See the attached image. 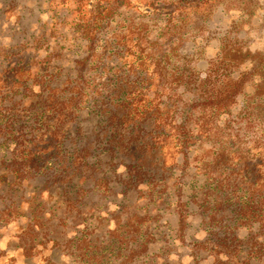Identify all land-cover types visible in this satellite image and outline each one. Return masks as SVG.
Returning a JSON list of instances; mask_svg holds the SVG:
<instances>
[{"label": "rangeland", "instance_id": "1", "mask_svg": "<svg viewBox=\"0 0 264 264\" xmlns=\"http://www.w3.org/2000/svg\"><path fill=\"white\" fill-rule=\"evenodd\" d=\"M72 3L0 0V49L16 53H0V264H264L259 217L237 222L243 206L231 202L236 188L264 193V97H253L251 81L221 113L192 110L187 162L168 140L161 150L111 151L101 104L122 88L148 92L150 112L172 110L165 128L180 125L199 94L249 70L231 62L235 50L264 53V0H222L176 29L132 0L94 44L71 27ZM73 86L76 106L59 109ZM87 144V168L58 182L59 162ZM130 156L143 161L144 181H134ZM251 247L261 252L250 256Z\"/></svg>", "mask_w": 264, "mask_h": 264}, {"label": "trees", "instance_id": "2", "mask_svg": "<svg viewBox=\"0 0 264 264\" xmlns=\"http://www.w3.org/2000/svg\"><path fill=\"white\" fill-rule=\"evenodd\" d=\"M221 1L222 0H162L161 2H158L157 0H136L137 8L135 9L140 15H146L148 17L157 16L162 12L166 18V24L175 22L173 27L177 28L176 23L181 24V22L189 21V17L191 16L199 18L210 15L212 8L219 5ZM131 2L132 0H73V8H71V27L84 40L94 44L92 42H95L100 35V32L104 29L108 19L111 18L115 11L119 8L121 9V7L128 8L130 5L132 6L133 4ZM0 51L2 55H16L12 50L0 49ZM231 62L236 67L247 63L250 65V68L247 72L241 73L239 78H231L225 86H221L215 91H208L206 94H199V99L196 101L198 103L194 106H187V112L182 118V121H180V125H169V130L165 128L167 125L165 124L164 119L169 117L172 110L169 108L161 109L158 107L155 108L153 112H150L151 109L148 105L151 104V100H155V97L153 96L151 98L148 96V92H146V94H143L142 92L139 94H126V90L122 88L118 93L111 95L112 98H108V102H101L102 100L99 98L98 101H100L102 106L105 107L103 112L108 116L107 120L113 129L112 135H110L109 140L106 142L109 143L111 151L128 149L129 146H135V143L141 145V150L147 149L148 151L152 150V148H158L161 150L163 142L168 140L175 143V146L180 150L179 153L183 154L184 161L187 162V152L190 151L192 141L195 142L196 140L192 129L186 126L188 116L192 115V110L195 109L196 113L206 111L212 113L218 111L221 113L237 98V96L244 92L246 85L250 83V81L255 89L253 97H264V53L252 54L251 52L243 53L239 50H235L232 54ZM148 80L149 79H147V81ZM76 89L75 86L69 88V90H71V97L64 104L65 106H61L59 109L67 108L68 112H71L73 106H76V95L78 94L73 95V92ZM92 96L97 101L96 97L101 96V93L100 91L95 90L92 92ZM210 103L215 104L213 109L210 108L204 110L205 108H209ZM55 106V103L52 104V107L48 105L50 109ZM58 115L61 117V113H58ZM150 120H153V127L150 128L151 131L149 132L152 138L150 141H147V134L144 133V127L148 126ZM197 131L200 133L199 129H197ZM103 135H105V133ZM52 137L54 138L56 135H53ZM91 149L90 144H87V147L82 148L77 156H73L72 160L69 161V158L68 160H61L59 162L61 166L59 167L61 168L60 170L62 173L58 176L53 175L56 177L55 179H58V182H64L67 177L71 179L73 176H80L83 173L82 170L87 168L85 160L90 155ZM130 158L131 162H136L132 164V168L134 169V181H144L146 174L140 171L144 168V165L142 164L143 161L140 162L141 158L139 159L135 156H130ZM29 160L34 166L37 165L34 156H30ZM239 169L241 170L240 167ZM91 170L92 172L96 171L92 168ZM96 181L102 183L105 180L101 178ZM241 182L242 179H239L237 184H240ZM262 190L264 191V182L262 184ZM241 192L240 189L236 188V190L231 193V202L240 201L243 206L235 215L237 222L245 220L244 225H248L252 219L259 217L258 219H260L261 227L264 229V193L257 198V193H260V189H246L242 195L240 194ZM257 206H260V214H258L259 211L257 210ZM181 218L182 216L180 215L179 220H181ZM180 222V224H182V220ZM236 236L235 232H231V251L234 252L237 249L234 246H236L238 242ZM255 245L256 243H251V246L254 247ZM81 246L86 247V241L84 239L81 242ZM217 246L223 247L221 243ZM253 247H251L247 253L250 256H254L261 252V250L253 249ZM81 251H83L85 256H87V253L89 252L86 248L81 249ZM262 251L264 253V248ZM231 255H233L232 252ZM234 258L235 257L233 256V259ZM234 264L241 263L239 260H236Z\"/></svg>", "mask_w": 264, "mask_h": 264}]
</instances>
